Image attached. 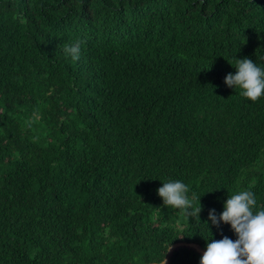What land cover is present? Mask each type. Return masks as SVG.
Wrapping results in <instances>:
<instances>
[{
    "label": "trees",
    "instance_id": "obj_1",
    "mask_svg": "<svg viewBox=\"0 0 264 264\" xmlns=\"http://www.w3.org/2000/svg\"><path fill=\"white\" fill-rule=\"evenodd\" d=\"M244 58L264 0H0V264H200L237 239L208 215L239 190L264 209V97L224 82ZM169 180L200 214L163 206Z\"/></svg>",
    "mask_w": 264,
    "mask_h": 264
},
{
    "label": "clouds",
    "instance_id": "obj_2",
    "mask_svg": "<svg viewBox=\"0 0 264 264\" xmlns=\"http://www.w3.org/2000/svg\"><path fill=\"white\" fill-rule=\"evenodd\" d=\"M83 43V40L77 39L66 45L65 54L73 60H78ZM233 66L237 71L235 74L226 75L225 84L229 88H234L248 101L256 102L264 97V64L253 62L251 58H244L236 59ZM188 193L189 186L181 180L162 182V186L157 190L164 207L171 206L187 216L200 214L201 198L200 207L193 211ZM208 220L216 227H219L221 222L230 225L237 239L225 236L221 240H208L200 264H264V209L257 207L254 192L239 190L232 193L219 215L215 209L209 210ZM204 223L209 227L208 222Z\"/></svg>",
    "mask_w": 264,
    "mask_h": 264
}]
</instances>
